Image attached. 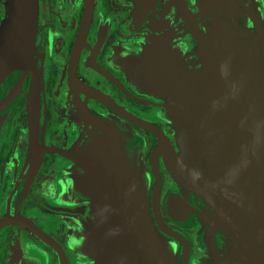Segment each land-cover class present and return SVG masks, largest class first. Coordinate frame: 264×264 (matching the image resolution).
Listing matches in <instances>:
<instances>
[{
  "label": "flooded vegetation",
  "instance_id": "obj_1",
  "mask_svg": "<svg viewBox=\"0 0 264 264\" xmlns=\"http://www.w3.org/2000/svg\"><path fill=\"white\" fill-rule=\"evenodd\" d=\"M10 0H0V24ZM31 64L0 88V264H97L83 260L72 239L93 228V201L81 196V162L100 144L112 157L138 151L147 181V207L175 264H207L232 247L220 231L209 236L196 197L170 173L158 151L160 129L176 153L170 101L134 84L128 54L165 57L182 68L201 65L198 36H229L264 66V0H36ZM127 137L132 138L131 150ZM179 194L197 208L172 211ZM205 209V208H204ZM212 212V208L206 207ZM201 211V212H202ZM208 228V229H207ZM208 232V235H207Z\"/></svg>",
  "mask_w": 264,
  "mask_h": 264
},
{
  "label": "water",
  "instance_id": "obj_2",
  "mask_svg": "<svg viewBox=\"0 0 264 264\" xmlns=\"http://www.w3.org/2000/svg\"><path fill=\"white\" fill-rule=\"evenodd\" d=\"M36 21V0L9 1L0 24V88L30 67ZM197 38L201 65L194 70L179 66L174 53L123 57L134 84L170 101L165 118L174 125L179 153L160 129L139 124L159 137L170 173L203 208L209 236L220 231L232 243L224 257L207 264H264V66L260 74L248 47L229 36ZM133 141L127 137L129 152ZM137 154L112 157L100 144L92 154L75 152L82 166L74 185L95 207L93 228H78L72 239L83 260L175 264L153 229ZM171 207L183 218L197 209L179 194ZM62 264H68L63 257Z\"/></svg>",
  "mask_w": 264,
  "mask_h": 264
}]
</instances>
